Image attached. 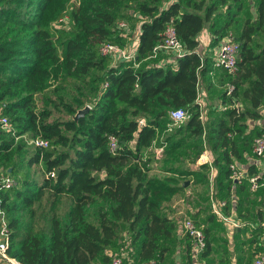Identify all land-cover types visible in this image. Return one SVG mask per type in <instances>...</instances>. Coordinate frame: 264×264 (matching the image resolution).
I'll return each instance as SVG.
<instances>
[{"label": "trees", "instance_id": "trees-1", "mask_svg": "<svg viewBox=\"0 0 264 264\" xmlns=\"http://www.w3.org/2000/svg\"><path fill=\"white\" fill-rule=\"evenodd\" d=\"M163 2L0 0V116L14 127V132L6 131L0 124V163H12L23 147L16 136L31 133L49 142L35 148L29 160L30 165L42 164L43 182L24 177L22 187L0 191L11 230L8 253L23 264H93L109 247L113 255L127 253V264H162L181 241L187 263L196 264L192 238L176 234L179 220L164 208V201L184 186L148 174L154 157L148 150L169 128L173 109H186L190 118L184 138L167 136L171 144L165 152L189 150L197 158L208 148L212 164L190 169L188 175L201 173L210 201L211 191L217 200H229L234 187L252 193L247 179H231L230 165L244 162L247 153L257 158L254 139L264 133L257 127L249 130L264 105V0H175L167 7ZM132 7L143 17L136 59L114 62L100 54V47L106 42L124 45L126 30L118 23ZM169 24L187 53L167 65L158 60L147 64ZM205 29L211 47L231 35L240 51L237 71L222 69L218 77L226 84L220 100L227 108L219 111L212 105L202 122L200 85L206 80L209 91L216 69L213 58L198 51ZM229 85L234 86L231 94ZM86 92L93 105L75 119L86 105ZM110 136L119 140L115 152ZM259 168L250 163L248 174L261 173ZM62 199L68 203L66 214L58 209ZM210 205L208 226H201L194 214L206 237L199 258L212 254L222 229ZM90 207H97L93 216ZM43 219L47 226L40 224ZM122 234L129 235L126 250L116 246ZM111 259L106 257L109 264ZM0 264L10 263L0 259Z\"/></svg>", "mask_w": 264, "mask_h": 264}, {"label": "rangeland", "instance_id": "rangeland-1", "mask_svg": "<svg viewBox=\"0 0 264 264\" xmlns=\"http://www.w3.org/2000/svg\"><path fill=\"white\" fill-rule=\"evenodd\" d=\"M84 1L85 0H73V2L77 4H81ZM173 1L175 0H164L162 6L167 7ZM220 8L222 10L225 9V7H220ZM142 20H143V17L141 16V14L138 12V10L135 7H132L129 10L125 11L124 16L120 18L119 23L121 21H125L129 25L126 31L124 32L122 31V34L126 35L125 36L126 41L125 43L123 42L125 46L127 47L132 46V44L136 41L137 35L140 30V28L138 27L140 26ZM207 31L210 32L209 30ZM208 32L204 33L203 35L208 34ZM200 42H201V45L199 46V48L202 47L203 41L200 40ZM165 53L169 55H173L172 53H169V52H165ZM202 54L205 55V52ZM206 54L212 55V53H206ZM161 55H164V54H160L159 56ZM158 57L153 58L152 61H147V64H151L152 62H155L157 60L159 61L160 57L159 58ZM215 72H217V76H221L224 73L223 70L221 69H214V73ZM54 80L52 78L50 82L52 84H56L57 80L56 81ZM217 80L218 81L216 82V84L213 81V85L211 86V89L208 91L207 89L208 82L202 79L201 86L203 88H201V93H202L201 96L205 98V104L206 102L208 103V105L210 104V107L208 106V108H206V105H205V108L203 109V111L205 112L203 122L207 120L210 112L213 110L211 109L212 105H216L217 107L215 110H219V111L224 110L225 107L227 108L228 106L227 104L221 103V100H220L221 92L223 90H226V84L223 83L220 79H217ZM74 86H75L74 84L69 85V87L72 88V90H74ZM78 93L80 94L81 92H78ZM83 98L86 101L85 107L87 106L91 107L93 105L92 102L94 98L90 97V95H88V92L83 94ZM187 121L183 123H178V124H174L172 121H170L169 128L159 133V135L157 136V140H156L157 142L155 141L153 143V146L149 148L148 150V154L152 152L154 156L153 160L149 163L150 170L148 174L150 177L154 176V177H159V178H170L173 184H176V185L184 186V183L189 182V185L187 187L184 186L183 189H180L175 194L170 195L168 199L164 201L165 211L171 214V216L178 218L177 221L183 220V219L186 220L189 218L195 221L194 214H197L198 216L197 220L201 222L202 224L201 226L205 227V218L211 212V205H210L211 201H210V193L208 190V186L205 184L204 182L205 180L200 175L201 173H199V175H196V176L188 175V170L193 169V168H199L203 164L200 163L199 157L195 158L192 151H189V150L177 149L176 152L169 154V155H167L165 152V149L167 148L168 144L169 146L171 144L170 143L171 141L168 142L167 136L171 135L177 139L184 138L186 135V132L183 128ZM4 130L6 131L13 130L14 132V127L12 126L11 123H9V125ZM15 138H16L15 139L16 143L17 144L22 143L23 147L21 148V150L15 152V154L13 155L12 163H3V162L0 163V182L7 177H12L16 179L17 181L16 187H19V188L22 187L21 182L24 177H28L29 180L35 179L39 182H43L44 172L42 170V164L40 163L33 164V165L29 164L30 157L36 151L34 145H32L31 143V139H32L31 133H26L25 135H22V136H16ZM158 142L164 143V146L158 147ZM205 151L209 152L208 148H205L204 152ZM202 172L204 173L205 170H203ZM213 173L215 174V172ZM220 196H221V193L218 194V198H220ZM0 202H1V198H0ZM68 208L69 207H68L67 201L65 199H62L58 206L59 211L62 214H66V211L68 210ZM96 210H97V207L89 208V212L91 216H93ZM3 211L5 212V210ZM26 213L27 211L24 214ZM21 214L23 213H20V215ZM5 217H6V221L9 222V216L6 212H5ZM40 224L43 226H47L48 222L46 221V219H43L41 220ZM248 227L251 228L252 230H256L257 228L254 226V224H251V223H249ZM219 234H220V239L218 238L219 236L216 237L217 243H219V241L223 240L224 238L223 233L221 237V231L219 232ZM128 237H129L128 234H122L120 239H118V241L116 242L117 243L116 246L119 249L121 248L120 250L122 249L126 250L127 246H129L128 244H130V241L127 240ZM110 248L107 253L108 254H110L111 252L114 253L115 251L112 249V247ZM216 248H218V250L214 251V254L207 259L208 260L207 264H210V263L212 264L216 262V258H218L219 256L218 253H220L219 252L220 247H218L217 245ZM257 253H264V250L263 249L257 250V252L254 253V256ZM183 259L186 260L183 264H188L187 263L188 261L185 255H183ZM174 264H177L175 262V259H174ZM196 264H205V257H200L198 262H196Z\"/></svg>", "mask_w": 264, "mask_h": 264}, {"label": "built area", "instance_id": "built-area-1", "mask_svg": "<svg viewBox=\"0 0 264 264\" xmlns=\"http://www.w3.org/2000/svg\"><path fill=\"white\" fill-rule=\"evenodd\" d=\"M62 19L60 20V22ZM129 25L125 21L119 23V28L127 30ZM141 30L137 35L136 41L132 46L120 45L113 42H106L100 47V54L102 56H111L115 61H131L136 59L139 35ZM240 51V44L233 39L231 35L226 36L217 46V52L214 60V67L216 69H223L233 74L238 69V56ZM161 52H169L173 54L174 59L185 56L187 53L183 42L178 38L176 30L172 24H169L164 35V40L157 44L153 49V54L151 57H157ZM138 65V64H136ZM234 90L233 85L228 86V93L231 94ZM201 91L198 96V103L201 107V120L203 122L205 112V98L201 96ZM226 109V107H225ZM169 117L174 124L183 123L190 118L189 112L184 108L173 109L169 113ZM9 119L6 116H0V124L5 129L9 125ZM141 124L145 121L141 120ZM32 145L35 148L48 147L49 142L42 138H32ZM109 146L112 152H115L120 147L119 140L115 136H110ZM253 152L258 159L264 156V133L254 139ZM200 163L205 164V158L201 154L199 156ZM232 174L231 179L235 182H241L247 179L250 183V189L252 192H258L264 188V177L261 173H256L249 175L248 170L239 167L237 161H233L230 165ZM51 176L55 177V172L50 173ZM17 186V181L15 178L7 177L0 182V191L4 188H14ZM211 204L212 211L217 216V218L231 229H237L239 227L246 226L247 223L242 222L233 213H228L226 211L227 203L224 200H217L214 198V192L211 191ZM185 232L192 238L195 244L194 255L199 258L202 251L206 247V237L203 227L199 226L193 219L189 218L183 222ZM10 227L9 222L6 221L5 212L0 207V259L7 261L10 264H23L17 258L12 257L8 253V248L11 243L10 237ZM128 258L127 253L116 254L112 256L111 264H127L126 259ZM128 264H135L129 260ZM142 264H157L155 260L145 261ZM253 264H264V253L257 254Z\"/></svg>", "mask_w": 264, "mask_h": 264}, {"label": "crops", "instance_id": "crops-1", "mask_svg": "<svg viewBox=\"0 0 264 264\" xmlns=\"http://www.w3.org/2000/svg\"><path fill=\"white\" fill-rule=\"evenodd\" d=\"M207 30L208 29H205V32L203 31L199 36V41L201 40L203 41V43L201 48L198 47V51H201L200 53L205 52V55H208L209 57L213 58V60H215L217 47L214 48L210 46L211 34ZM206 32H208V34L203 35ZM200 45L201 42H199V46ZM206 53H212V55ZM161 54L164 55H158L160 57V60L157 62V64L166 65L174 63V57L172 55H169L167 53ZM210 75L213 77V81L216 84V82L218 81L217 79H219L217 78L219 77L217 76V72H212ZM201 88L203 87L200 85V91ZM260 112L261 118L257 120H251L249 122V130L257 127V129L264 131V105L261 106ZM202 155L203 158H205V163L212 164L213 158L210 151H205L204 153H202ZM244 160V162L237 161L239 167L248 169L250 163H256L262 169L261 174L264 177V158L257 159L253 153H247L246 156H244ZM231 191L232 193L229 200H224L229 207L228 211L230 213H233L234 216H236L242 222L247 223V225L251 223L254 224V226L257 228L256 230H252L251 228L243 226L237 229H231L219 220L222 223H220L222 226L221 237L223 233L224 238L223 240L219 241V243H217V239L213 243L214 251L218 250V248H216L218 245V247H220V253H218L219 256L218 258H216V262L212 264H249L253 261L254 253H256L257 250H264V189L259 190L258 192L249 193L247 191L240 192L237 188L235 189L234 187ZM207 217L208 216H206L205 218V226H208L210 224L207 221ZM183 222L184 219L181 221L179 220L177 222L176 229V234L180 235L181 237L185 235ZM219 232L220 231L216 233V236H219L218 238L220 239ZM109 248L106 249L102 256H99L97 259H95L93 264H109V262L106 261V257L108 256L109 258H112L113 255V252H111L110 254L107 253L109 251ZM214 251L212 252V254L205 257V264H207V259L214 254ZM183 255H185L187 259L185 244L183 241H181L177 243L175 249H173L166 255V260L162 264H174V259L177 264H183L186 261L183 259ZM193 256L196 262H198L199 258H196L195 255Z\"/></svg>", "mask_w": 264, "mask_h": 264}, {"label": "water", "instance_id": "water-1", "mask_svg": "<svg viewBox=\"0 0 264 264\" xmlns=\"http://www.w3.org/2000/svg\"><path fill=\"white\" fill-rule=\"evenodd\" d=\"M91 107L87 106L81 109L78 114L75 116V119H79L81 116L85 115L87 112H89ZM189 185V182L184 183V186L187 187Z\"/></svg>", "mask_w": 264, "mask_h": 264}]
</instances>
